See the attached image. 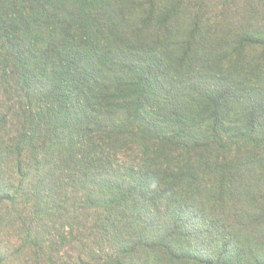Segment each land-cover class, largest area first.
Segmentation results:
<instances>
[{
    "label": "trees",
    "instance_id": "16d2710c",
    "mask_svg": "<svg viewBox=\"0 0 264 264\" xmlns=\"http://www.w3.org/2000/svg\"><path fill=\"white\" fill-rule=\"evenodd\" d=\"M0 264H264V0H0Z\"/></svg>",
    "mask_w": 264,
    "mask_h": 264
}]
</instances>
